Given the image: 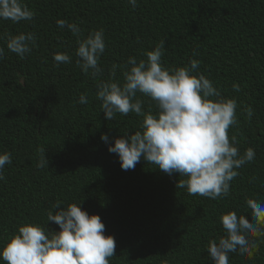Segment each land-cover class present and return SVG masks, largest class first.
<instances>
[{
  "label": "trees",
  "instance_id": "trees-1",
  "mask_svg": "<svg viewBox=\"0 0 264 264\" xmlns=\"http://www.w3.org/2000/svg\"><path fill=\"white\" fill-rule=\"evenodd\" d=\"M24 2L32 20L0 19V37L30 32L36 38L23 59L0 38V152L10 153L12 161L0 180V247L28 223L59 231L47 220L48 211L81 201L115 239L109 264H213L207 248L210 239L225 235L221 216L234 211L254 222L247 200L264 203V0H137L135 7L128 0ZM58 19L76 23L81 39L103 29L106 47L95 78L77 65L78 38L58 27ZM161 41L165 68L196 59L194 74L203 73L221 97L237 101L230 142L235 136L241 155L253 148L255 159L237 169L227 196L189 195L176 187L185 177L169 176L143 158L122 170L119 156L101 140L102 133L110 144L134 134L144 117L130 112L106 119L97 84H123L128 58L147 60V51ZM57 53L69 54L71 62L57 65ZM81 94L86 104L78 103ZM137 98L145 114H158L150 97L138 92ZM40 148L48 161L43 168L37 167ZM248 238L257 249L251 256L229 253V264H264V237ZM0 264L6 262L0 258Z\"/></svg>",
  "mask_w": 264,
  "mask_h": 264
},
{
  "label": "clouds",
  "instance_id": "clouds-1",
  "mask_svg": "<svg viewBox=\"0 0 264 264\" xmlns=\"http://www.w3.org/2000/svg\"><path fill=\"white\" fill-rule=\"evenodd\" d=\"M135 7L137 0H128ZM34 12L24 0H0V19L13 23L30 21ZM60 28L76 35V63L86 74L95 78L102 69L99 66L106 44L103 29L95 30L84 38L76 23L57 20ZM7 48L24 58L32 51L36 38L32 33L7 35ZM164 47L161 41L153 50L147 51V60L128 58L130 69L123 73L124 83L114 79L100 81L96 96L101 100L105 118L112 120L116 113L130 112L143 116L141 130L109 142L107 134L101 140L108 144V151L119 156L122 170L135 168L141 158L153 163L171 176L178 173L185 177L176 183L177 188H186L189 195L211 199L227 196L230 182L239 175L237 169L255 159V151L249 147L243 155L235 146V136L228 130L237 121L235 98L221 97L220 92L203 73H195L199 61L191 60L190 66L165 68L161 63ZM0 47V58L4 56ZM54 60L70 63L67 53H57ZM116 65L113 66L115 75ZM239 91L240 86L233 84ZM150 97L156 104L158 114L142 110V101L137 93ZM87 97L80 95L78 103L86 104ZM249 118L253 109H246ZM37 167L48 164L45 149L40 148ZM11 154L0 152V180L4 179L5 165L11 164ZM80 203H71L66 208L56 204L55 213L49 210L47 220L59 225V231L48 232L42 224L28 223L20 226L18 233L0 247V258L6 264H109L115 255L116 242L112 235H105V225L98 214H89ZM251 210L250 222L246 216H237L230 211L221 216L225 235L210 239L208 253L213 264H229V253L237 250L252 255L257 249L255 240L248 235L264 237V203L248 199Z\"/></svg>",
  "mask_w": 264,
  "mask_h": 264
}]
</instances>
